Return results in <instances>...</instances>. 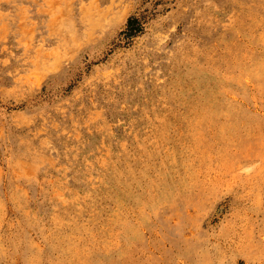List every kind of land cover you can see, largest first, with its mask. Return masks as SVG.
Here are the masks:
<instances>
[{
  "label": "rangeland",
  "instance_id": "374dc122",
  "mask_svg": "<svg viewBox=\"0 0 264 264\" xmlns=\"http://www.w3.org/2000/svg\"><path fill=\"white\" fill-rule=\"evenodd\" d=\"M0 264H264V0H0Z\"/></svg>",
  "mask_w": 264,
  "mask_h": 264
},
{
  "label": "trees",
  "instance_id": "16d2710c",
  "mask_svg": "<svg viewBox=\"0 0 264 264\" xmlns=\"http://www.w3.org/2000/svg\"><path fill=\"white\" fill-rule=\"evenodd\" d=\"M135 22H136V19H135V18H134V19H130V20H129V25L131 26V25H133Z\"/></svg>",
  "mask_w": 264,
  "mask_h": 264
}]
</instances>
